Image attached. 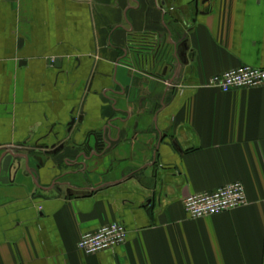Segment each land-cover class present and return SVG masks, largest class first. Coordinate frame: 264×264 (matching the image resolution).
Instances as JSON below:
<instances>
[{"label": "crops", "instance_id": "0c3cea01", "mask_svg": "<svg viewBox=\"0 0 264 264\" xmlns=\"http://www.w3.org/2000/svg\"><path fill=\"white\" fill-rule=\"evenodd\" d=\"M241 65L264 0H0V264H264V86L208 85ZM236 181L247 205L186 214Z\"/></svg>", "mask_w": 264, "mask_h": 264}, {"label": "built area", "instance_id": "2783aa9c", "mask_svg": "<svg viewBox=\"0 0 264 264\" xmlns=\"http://www.w3.org/2000/svg\"><path fill=\"white\" fill-rule=\"evenodd\" d=\"M208 85L223 91L264 86V68L241 65L213 75ZM248 202L244 184L236 181L215 190L191 194L183 199V206L189 217L200 218L230 211L247 205ZM127 239V227L121 222L114 221L94 231L83 233L78 240L77 247L84 254H94L123 244Z\"/></svg>", "mask_w": 264, "mask_h": 264}, {"label": "rangeland", "instance_id": "374dc122", "mask_svg": "<svg viewBox=\"0 0 264 264\" xmlns=\"http://www.w3.org/2000/svg\"><path fill=\"white\" fill-rule=\"evenodd\" d=\"M174 84L178 85V83H174Z\"/></svg>", "mask_w": 264, "mask_h": 264}, {"label": "water", "instance_id": "95a60500", "mask_svg": "<svg viewBox=\"0 0 264 264\" xmlns=\"http://www.w3.org/2000/svg\"><path fill=\"white\" fill-rule=\"evenodd\" d=\"M73 122H74V120H73Z\"/></svg>", "mask_w": 264, "mask_h": 264}]
</instances>
